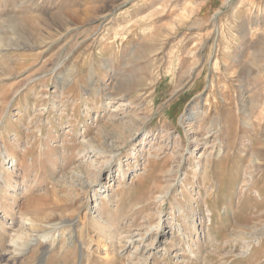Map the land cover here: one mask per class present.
<instances>
[{"label": "rangeland", "instance_id": "374dc122", "mask_svg": "<svg viewBox=\"0 0 264 264\" xmlns=\"http://www.w3.org/2000/svg\"><path fill=\"white\" fill-rule=\"evenodd\" d=\"M0 41V264H264V0H0Z\"/></svg>", "mask_w": 264, "mask_h": 264}, {"label": "bare ground", "instance_id": "6f19581e", "mask_svg": "<svg viewBox=\"0 0 264 264\" xmlns=\"http://www.w3.org/2000/svg\"><path fill=\"white\" fill-rule=\"evenodd\" d=\"M0 46H1V41H0ZM198 113H199V108H197L196 111H194L193 113H191V115L194 117V116H197ZM250 177H251V175H250Z\"/></svg>", "mask_w": 264, "mask_h": 264}]
</instances>
